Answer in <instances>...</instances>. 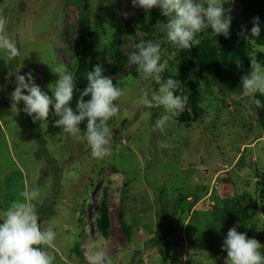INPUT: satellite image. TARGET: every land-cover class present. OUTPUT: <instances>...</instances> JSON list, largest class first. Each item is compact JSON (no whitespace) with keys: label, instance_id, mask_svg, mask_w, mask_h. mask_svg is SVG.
<instances>
[{"label":"rangeland","instance_id":"rangeland-1","mask_svg":"<svg viewBox=\"0 0 264 264\" xmlns=\"http://www.w3.org/2000/svg\"><path fill=\"white\" fill-rule=\"evenodd\" d=\"M247 2L234 0L225 8L233 19L230 38L220 41L226 47L240 41L243 59L215 78L183 66L158 8L149 12L131 0H0L4 34L18 49L15 57L0 49V211L21 191L38 190L33 203L39 223L57 234L47 246L54 264H88L93 242L111 264H225L223 239L242 211L248 238L264 245V129L241 88L251 60L264 66V46L238 35ZM82 14L90 27L87 45L79 43ZM118 32L116 63L111 45ZM208 35L210 28L197 34L196 43ZM141 40L160 44L163 79L178 80L174 95L187 97L183 111L163 127L157 126L167 114L163 107L143 104L158 85L141 79L128 62ZM80 58L125 88L118 115L108 121L111 151L103 158L92 156L81 132L80 139L56 133L48 122L51 108L41 122L11 110L16 75L34 72L52 96L59 76L51 68L62 65L75 75ZM192 84L198 119L181 123V114L193 116Z\"/></svg>","mask_w":264,"mask_h":264},{"label":"clouds","instance_id":"clouds-1","mask_svg":"<svg viewBox=\"0 0 264 264\" xmlns=\"http://www.w3.org/2000/svg\"><path fill=\"white\" fill-rule=\"evenodd\" d=\"M234 0H131L132 6L151 11L158 8L167 20L163 30L167 40L176 50L190 49L196 44L198 33L210 28L213 36L230 38L233 17L226 14L225 3ZM6 20L0 18V49L11 57L18 55L15 42L5 32ZM250 32L241 26L238 34L244 39L259 38L262 32L260 18L254 17ZM128 62L137 66L141 79H151L158 89L151 98L145 97L146 107H163L165 114L157 121L163 127L172 117L182 112L187 97L174 95L179 81L169 77L164 80L166 62H161L160 44L141 40L136 50L129 54ZM252 71L241 78L242 94L250 97L257 107L264 106L257 96H264V66L251 60ZM52 69L59 79L52 90V96L36 83L34 72L18 74L15 89L10 94L11 110L16 115L22 111L33 122L47 120L50 108L58 119L55 125L65 133L80 139V124L87 121L86 139L91 154L103 158L111 151L112 132L108 121L117 116V101L125 95V88L113 83L103 75V68L94 65L86 74L87 86L80 90L75 108L72 107L73 93L76 89L74 73L60 65ZM88 99H85V98ZM23 102V108L19 105ZM38 190H24L9 207L0 211V264H54V257L47 250L56 239L52 227L42 228L33 201L39 197ZM222 251L227 252L225 264H264V245L255 238H248L247 232H239L238 225L231 227L223 239ZM88 264H111L103 248L93 242L88 253Z\"/></svg>","mask_w":264,"mask_h":264},{"label":"trees","instance_id":"trees-1","mask_svg":"<svg viewBox=\"0 0 264 264\" xmlns=\"http://www.w3.org/2000/svg\"><path fill=\"white\" fill-rule=\"evenodd\" d=\"M232 2L225 3L224 7L228 8ZM82 9L86 10L87 5L83 4ZM243 10V17H242V24L241 26H245L248 31L250 32L252 25V20L254 17H259L262 25V32L259 38L252 37L249 40H254L258 45L264 46V0H248L245 5H242ZM150 12H156V8H153ZM166 18V17H165ZM79 43L83 45H87L88 40L91 37L90 34V27L88 19L86 18L85 14H82L79 23ZM236 33V30H235ZM237 37V35H235ZM221 37L216 36H205L204 38L200 37V41L192 46L190 49H181L180 55L181 60L185 63L183 66L185 67H194V65L202 72H205L209 75L214 76L215 78H220L221 76V68L227 67L232 69L236 61H241L243 59V55L239 51L241 42H235L231 46L226 47L225 45H220ZM138 43V42H137ZM78 46V45H77ZM121 46L122 41L119 35L116 34V38L111 45V53L112 57L116 63H118L121 59ZM260 58H263L262 55H259ZM93 61H87L86 59L80 58L78 69L74 75L75 77V84L76 89L73 93V100L71 105L75 108L76 102L79 99V89L83 90L86 86L88 81L86 80V74L88 71L92 70ZM133 68H137L134 64ZM114 83V81H113ZM191 81H189V85ZM193 92L189 98L191 103V112L193 114L192 118L189 117L186 113L181 114L179 117V121L181 123H187L191 121H195L198 119L199 109L197 106V93L195 91V85L192 84ZM258 99L262 101V105H264V96H257ZM85 99H88L87 97ZM258 119L260 126L264 129V106L257 107ZM52 110V109H51ZM52 117L48 118V122L51 128L56 132H63L61 127H57L55 125V120L58 117L55 115L54 111L52 110ZM81 133L84 134L87 128V121L85 120L80 124ZM247 216L246 212L242 211L237 215H234V222L238 224L239 230L241 233L247 232L248 237H252L251 233L246 230L245 228V217ZM100 237L104 238L105 232L102 230L99 231Z\"/></svg>","mask_w":264,"mask_h":264}]
</instances>
